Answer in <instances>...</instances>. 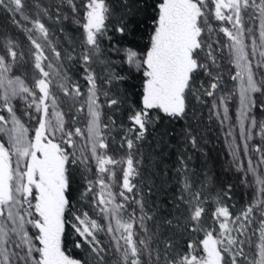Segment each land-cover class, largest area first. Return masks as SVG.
<instances>
[{
	"label": "snow or ice",
	"instance_id": "1",
	"mask_svg": "<svg viewBox=\"0 0 264 264\" xmlns=\"http://www.w3.org/2000/svg\"><path fill=\"white\" fill-rule=\"evenodd\" d=\"M0 10L29 42L35 72L31 85L13 74L26 53L0 34V264H264V120L255 115L264 111V0H60L54 12L39 0H0ZM49 20L77 25L79 39L65 34L57 43ZM223 57L234 85L218 92ZM202 97L212 98L209 111L251 189L235 215L222 202L228 185L209 216V178L195 179L191 156L178 157L179 194L161 204L145 199L154 189L142 175V143L160 114L183 120ZM105 107H126L128 126L105 117ZM185 139L199 150L190 128ZM78 174L93 215L74 203ZM68 229L79 258L66 252Z\"/></svg>",
	"mask_w": 264,
	"mask_h": 264
},
{
	"label": "trees",
	"instance_id": "2",
	"mask_svg": "<svg viewBox=\"0 0 264 264\" xmlns=\"http://www.w3.org/2000/svg\"><path fill=\"white\" fill-rule=\"evenodd\" d=\"M79 2V0H78ZM42 6L49 7L54 12L55 7L60 3V0H39ZM66 11V9H65ZM50 27L51 32L54 34V38L57 43H63L64 35L68 34L79 39L80 31L77 25L65 21L62 25L53 23V21H46ZM64 28V33L59 31V28ZM0 34H5L14 37L21 49L26 53V63L20 66L18 69L13 70L14 75H22L26 82L31 85L32 77L35 75L34 70L31 67L30 59L27 58V50L31 47L24 34L20 33L18 29H15L11 24L8 14L0 10ZM222 41L224 37H219ZM63 46L67 47L66 44ZM107 47V42L104 44ZM101 67L97 66V71L100 72ZM222 74V88L218 89V92H225L233 88L234 82L231 80V76L235 73V68L229 63L227 57H223L219 61V69ZM78 66H74L73 74L74 78L78 79L83 86L84 81L79 78ZM207 83V78H203ZM206 102L200 103L195 100L190 104L191 111L187 118L183 120H172L163 114H160V120L156 123L147 140L141 145L140 151L143 157L141 164L142 175L147 179V183L153 186V192L150 196H146L145 199L151 205L154 201L156 204H161L171 199L173 196L179 194V174L176 169L179 167L178 157L191 156L189 166L194 169L196 173L195 179L197 181H203L205 174L209 178V183L204 192L209 197V216L211 211L214 210V199L219 194L223 197V193L227 190L228 185H231V191L229 193L230 199L224 197L222 202L230 206L233 214H238L245 205L251 201V189L246 187L242 182V173L236 171L233 163L232 156L229 151V143L231 138L225 139V129H222L219 121L211 115L209 109L212 98H203ZM132 102H135V96L132 98ZM67 101L65 104L67 105ZM229 115L232 118V123H235V114L238 107V100L235 96L228 103ZM18 115L22 116L23 105L18 104ZM127 108L121 107L119 110H112L105 107V117L111 116L116 119L117 124H123L128 126L126 119ZM255 115L257 120H264V111L256 110ZM23 118V117H22ZM25 123L30 128H34V122L27 121ZM191 129L193 134L197 136L199 150H192L185 139V130ZM119 132V129L117 130ZM116 142L119 141L120 136L117 133H113ZM236 143H242L240 137L237 135ZM252 144L259 143V140H253ZM120 149L116 146L113 147V154H120ZM255 159V156L253 157ZM241 159L245 161L246 157L241 153ZM94 171V170H93ZM89 178H94L92 174H89ZM120 178V172L117 171V180ZM85 181L81 176L77 175V183L74 185V203L77 207L89 211L90 215H93L91 206L87 199H81V193L84 191ZM143 188L144 185H141ZM115 190V189H114ZM147 191V189H144ZM207 223H212L208 220ZM215 226V225H213ZM203 236V233L194 234L191 238L199 239ZM188 234L177 236V251L183 252L186 248V241L189 239ZM78 239L76 234L68 229V233L65 240L66 252L74 258H79L84 255L81 249L74 247V241ZM101 241L103 244H108V238L101 234ZM247 251V249H246Z\"/></svg>",
	"mask_w": 264,
	"mask_h": 264
}]
</instances>
